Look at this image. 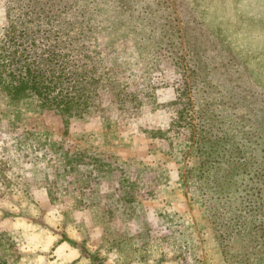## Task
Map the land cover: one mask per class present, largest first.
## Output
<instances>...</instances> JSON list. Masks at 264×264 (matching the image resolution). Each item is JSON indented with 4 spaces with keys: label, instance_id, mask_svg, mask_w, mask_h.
I'll use <instances>...</instances> for the list:
<instances>
[{
    "label": "rangeland",
    "instance_id": "obj_1",
    "mask_svg": "<svg viewBox=\"0 0 264 264\" xmlns=\"http://www.w3.org/2000/svg\"><path fill=\"white\" fill-rule=\"evenodd\" d=\"M0 264H264V0H0Z\"/></svg>",
    "mask_w": 264,
    "mask_h": 264
}]
</instances>
